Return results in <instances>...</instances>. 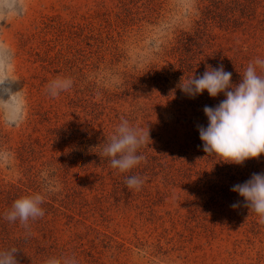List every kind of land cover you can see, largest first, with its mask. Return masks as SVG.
<instances>
[{"label": "rangeland", "instance_id": "obj_1", "mask_svg": "<svg viewBox=\"0 0 264 264\" xmlns=\"http://www.w3.org/2000/svg\"><path fill=\"white\" fill-rule=\"evenodd\" d=\"M16 2L0 15V252L17 248L18 264H264V223L231 191L264 173V154L237 165L205 153L203 108L224 95L180 87L221 64L238 84L264 59V0ZM58 78L73 84L53 97ZM122 120L150 137L125 173L104 155ZM34 194L42 217L7 220Z\"/></svg>", "mask_w": 264, "mask_h": 264}, {"label": "clouds", "instance_id": "obj_2", "mask_svg": "<svg viewBox=\"0 0 264 264\" xmlns=\"http://www.w3.org/2000/svg\"><path fill=\"white\" fill-rule=\"evenodd\" d=\"M20 5L16 0H0V15L18 14ZM257 67L264 71V59L250 63L238 84L232 82V73L225 71L223 65L216 68L207 66L202 76H193L181 87L190 97L202 94L205 90L210 97L224 95V99L215 107L205 106L207 126L199 127V138L203 142V151L215 154L219 161L243 164L245 160L258 158L264 154V77L257 74ZM4 82V81H3ZM0 82V86L3 85ZM70 78H58L48 85V93L55 97L72 87ZM0 90H4L0 88ZM150 139L149 132L141 133L122 120L105 147L104 155L111 159V166L120 173L129 172L136 167L142 156L138 149ZM125 184L129 189L139 190L143 180L137 176H128ZM231 191L244 198L245 206L251 208L264 223V173H254L242 184H236ZM44 197L34 194L18 198L7 213V220L27 225L30 219L44 215L41 207ZM233 208L238 204H233ZM17 248L0 252V264H18ZM48 264H55L49 260Z\"/></svg>", "mask_w": 264, "mask_h": 264}, {"label": "trees", "instance_id": "obj_3", "mask_svg": "<svg viewBox=\"0 0 264 264\" xmlns=\"http://www.w3.org/2000/svg\"><path fill=\"white\" fill-rule=\"evenodd\" d=\"M213 67V66H212Z\"/></svg>", "mask_w": 264, "mask_h": 264}]
</instances>
